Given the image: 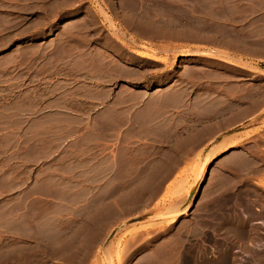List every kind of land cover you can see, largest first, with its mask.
Wrapping results in <instances>:
<instances>
[{
  "label": "rangeland",
  "instance_id": "1",
  "mask_svg": "<svg viewBox=\"0 0 264 264\" xmlns=\"http://www.w3.org/2000/svg\"><path fill=\"white\" fill-rule=\"evenodd\" d=\"M253 7L61 1L44 32L58 36L54 53L0 41V264H83L91 247L92 264H264V60L243 51L264 35ZM133 19L171 25L116 22ZM118 59L139 85L116 81ZM135 91L186 102L171 98L155 142L141 130L110 147L124 186L69 185V164L91 158L75 151L104 148L65 127L116 96L136 112Z\"/></svg>",
  "mask_w": 264,
  "mask_h": 264
},
{
  "label": "crops",
  "instance_id": "2",
  "mask_svg": "<svg viewBox=\"0 0 264 264\" xmlns=\"http://www.w3.org/2000/svg\"><path fill=\"white\" fill-rule=\"evenodd\" d=\"M61 1L64 4H70L71 2L74 5L75 3V0H0V41L10 44H21L20 47L23 50L35 49L37 52L54 53L53 43L57 40L58 36H54L51 34L52 32L46 34L44 32L46 28H54L59 25V7ZM253 2L255 6L253 9L261 10L259 13L261 22L258 25L264 27V0H252ZM54 10H56V14H53ZM116 22H119L121 26L139 25L155 27L171 25V22L168 21L157 23L153 20L145 19H142L140 22H134V19L130 23L123 21ZM67 24H60V27L64 28ZM154 31L152 30V32L146 35L149 42L155 41L156 34ZM163 36L166 40L167 35L164 34ZM17 47L19 46L16 45L12 48L11 52L15 51ZM215 48L213 47L212 50L214 51ZM243 51L245 52V56H249V58L264 60V35H261L258 39L251 40L250 49L245 45ZM248 53L249 55H247ZM120 58L121 60L123 59V57ZM117 61L119 64L115 66L116 81L139 85L144 76H141L134 67L130 68L126 66L125 70L123 61L119 59ZM172 97L178 98V103L181 105L186 102L184 95L177 92L141 100L140 91H135L131 95V101L127 100L125 103L137 106L138 110L136 112L132 111L131 114H126L123 110H120L118 107L123 106L124 100H120L116 96L115 98L105 99L106 102L102 105V109L95 111L92 115L75 117L73 124L67 125L65 131L68 132L70 130L72 135H75L79 140H85V142L91 139L93 140L91 143L88 141L85 144L103 147L104 150H91L88 152L76 150L75 153L77 155L84 154L88 156L89 154L91 158L89 160L85 159L82 164H69L68 178L71 181L69 185L87 188H115L124 186L125 183L117 182V178L114 175L117 168L115 159L110 157V147L115 145V141L123 133H128L131 137L135 135V138L139 140L142 130V132L147 133L145 137L148 140L155 142L157 138H161L157 135L153 125L167 113V107L170 105ZM88 105L95 106L98 104ZM200 136L202 134L197 135V138H200ZM98 139L99 141H94ZM49 153L55 154L54 151H49ZM101 155H106L107 157L100 158ZM72 171L73 173H71ZM139 184V178H137V184L135 185L139 186ZM126 185L131 186L134 184L127 183ZM97 201H102V199ZM87 250L90 254L78 256V262L82 260L83 264H92V256L96 252V249L91 247Z\"/></svg>",
  "mask_w": 264,
  "mask_h": 264
},
{
  "label": "bare ground",
  "instance_id": "3",
  "mask_svg": "<svg viewBox=\"0 0 264 264\" xmlns=\"http://www.w3.org/2000/svg\"><path fill=\"white\" fill-rule=\"evenodd\" d=\"M210 157H211V156H210ZM213 157H214V156L212 155V157H211V158L213 159ZM209 159H210V158H209ZM209 159H208V160H209ZM212 159H211V160H212Z\"/></svg>",
  "mask_w": 264,
  "mask_h": 264
}]
</instances>
